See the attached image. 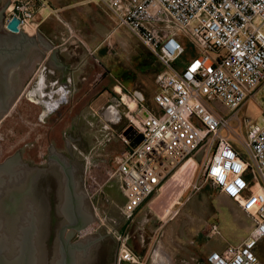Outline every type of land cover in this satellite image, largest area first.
<instances>
[{
    "label": "built area",
    "instance_id": "built-area-1",
    "mask_svg": "<svg viewBox=\"0 0 264 264\" xmlns=\"http://www.w3.org/2000/svg\"><path fill=\"white\" fill-rule=\"evenodd\" d=\"M99 1L119 27L150 50L160 69L152 104L123 94L122 82L115 86L125 112L121 114V106L111 102L122 119L106 120L105 128L129 149L115 157L116 168L104 184L91 175L92 194L117 178L128 218L144 207L156 213L155 203L165 185L193 158L192 192L209 184L252 221L249 235L240 244L211 251L206 264H264V115L260 121L241 117L253 94L264 90V0ZM45 8V0H11L5 29L14 34L37 33L45 20ZM14 21L18 22L16 29L11 26ZM187 44L193 49L190 58L185 57ZM102 76L95 77L94 83ZM124 119L120 131L110 126ZM129 127L143 136L135 148L125 135ZM200 152L203 156L197 161ZM173 194L169 202L174 201L165 203L158 214L163 224L156 240L163 238L164 226L190 199ZM210 233L219 236V225H211ZM121 258L142 264L126 243Z\"/></svg>",
    "mask_w": 264,
    "mask_h": 264
},
{
    "label": "rangeland",
    "instance_id": "rangeland-1",
    "mask_svg": "<svg viewBox=\"0 0 264 264\" xmlns=\"http://www.w3.org/2000/svg\"><path fill=\"white\" fill-rule=\"evenodd\" d=\"M49 4H52L51 0ZM112 18L108 20L110 26L115 28L118 24L116 19L115 22ZM110 41L112 46L107 44V47H102L97 56H108L110 66L115 69L114 74L118 79L116 83L122 82L124 86L123 94L128 93L131 99H141L142 96L145 102L152 104L157 90L155 79L160 63L150 50L124 27L118 28L109 38L108 43ZM182 41L186 43L184 39ZM186 47L185 57L190 58L193 49L188 44ZM106 74L103 73V78ZM19 84L17 87L20 88L21 83ZM115 95L117 94L114 92L112 97ZM71 103L69 101L66 105H61L62 108L52 110L49 114L50 118L43 124L38 121L40 108L28 101L27 97L22 96L14 111L0 120V163L20 151L22 160L29 166L48 168L51 165L49 171L41 176L40 185H36L39 186L38 197L43 210L45 261L50 262L55 259L58 253V233L65 223L60 211L65 175L57 166L58 162L50 159L52 153H59L72 162L71 164L78 171V183L80 181L77 192L86 194L89 205L96 208L93 226L88 231L103 236L109 234L110 238L107 239L112 242L115 249L120 240L122 244L125 242L127 247L140 257L141 262L148 260L147 264H185L186 261L189 264H206L208 247L211 244L225 248L229 244H240L249 235L251 219L233 200L209 184L198 193L192 192V187H189L193 181L192 174L187 184L177 187L180 189H169L167 193L164 192L159 196L155 203L156 213H150L147 208H143L138 214L128 218L123 211L125 198L122 188L117 190L115 187H109L114 179L107 182L97 194H92L91 175L96 174L98 181L104 184L108 179V173H112L116 168V156L107 155L103 151L105 144L101 145L100 136L104 134L102 131L105 125L95 118L92 124H87V120L82 116L79 117L75 113L76 110H72ZM223 111L225 112L224 109ZM120 112L121 114L125 112L123 105ZM31 113L34 115H30ZM241 113V117H251L260 121L264 115V90L254 93ZM125 123L124 119L120 124L111 123L110 126L113 130L120 131ZM106 130L111 133L109 129ZM236 143L244 153H247L241 140H237ZM202 156L200 152L195 159L200 161ZM171 192L174 193L173 197L183 195L185 199H190L181 207L179 215L164 226L163 238L156 240L157 230L163 224L159 215L163 211L161 209L164 208V204L167 205L169 202ZM169 193L171 194L168 195ZM42 199L46 201L43 202ZM173 201L174 199H170V202ZM213 224L219 225L221 231L219 236L210 233V226ZM122 229L126 235L129 234L127 242ZM145 244L148 253L142 259L139 254L142 255V246ZM157 250L163 252L161 263L153 261L154 252ZM122 262L136 264L123 259Z\"/></svg>",
    "mask_w": 264,
    "mask_h": 264
},
{
    "label": "crops",
    "instance_id": "crops-1",
    "mask_svg": "<svg viewBox=\"0 0 264 264\" xmlns=\"http://www.w3.org/2000/svg\"><path fill=\"white\" fill-rule=\"evenodd\" d=\"M45 1L48 4L50 2ZM51 2L48 8L42 10L45 20L38 32L44 35L52 47L38 43L39 51L21 79L20 88L17 87L18 99L4 117H8L14 111L24 96L40 108L38 121L43 124L50 118L52 110L62 108L61 105H66L69 101L72 102V110H76L75 113L79 117L87 120V124H92L94 118L104 125L108 123L106 120H112L117 116L122 119L121 112L118 113L110 106L118 80L114 74L115 69L110 66L108 56H97L98 51L102 47H107L109 38L120 28L110 26L108 18L113 17L115 21L114 16L99 0H51ZM37 33L28 34L33 36ZM105 72L106 76L99 77V81L94 83V78L97 79L99 74ZM102 132L104 134L100 139L101 145L105 144L103 146L105 154L119 156L129 149L106 128ZM112 173L109 172L108 175ZM109 187L120 190L119 179L114 178ZM142 210L143 208L137 214ZM122 230L127 242L129 234L126 235L124 229ZM208 248L209 253L223 249L222 246L220 248L212 244ZM155 258L157 263H161L163 252L157 250ZM185 264L189 263L185 261Z\"/></svg>",
    "mask_w": 264,
    "mask_h": 264
},
{
    "label": "water",
    "instance_id": "water-1",
    "mask_svg": "<svg viewBox=\"0 0 264 264\" xmlns=\"http://www.w3.org/2000/svg\"><path fill=\"white\" fill-rule=\"evenodd\" d=\"M17 24L18 22L14 21L11 24L12 28L16 29ZM38 43L52 47L41 32L33 36L26 32L10 33L7 36L0 35V104L3 117L18 99L17 85L32 65L39 51ZM141 100H143L142 96ZM125 135L131 141L133 148L143 141L142 134H137L133 127H129L125 131ZM50 159L57 162L69 161L59 153H52ZM30 167L22 160L20 151L0 163V205L3 202V197L8 196L10 190L21 189L26 180L27 183L31 182ZM66 179L65 176L63 200L60 205V211L65 216L66 222L58 233L59 254L57 253L53 261H45L42 206L38 197L35 199V203L24 197V203L30 204V208L33 212L37 210L38 215L27 212L28 214L24 215V219L20 222H15L12 218L5 219L0 215V264H41V261L42 264H54V262L55 264H79L78 255L84 253L89 246L98 241L96 239L97 236L102 235L100 233L94 234L93 239L85 242L71 241L76 232L90 230L94 219L91 222H86L84 217L85 195L77 192L78 182L74 178L73 181L70 178L68 181ZM31 185H33L32 182ZM6 230H11L12 233ZM103 237L107 238V236ZM38 246L42 248L41 252H39ZM94 259V256H91L89 261Z\"/></svg>",
    "mask_w": 264,
    "mask_h": 264
},
{
    "label": "flooded vegetation",
    "instance_id": "flooded-vegetation-1",
    "mask_svg": "<svg viewBox=\"0 0 264 264\" xmlns=\"http://www.w3.org/2000/svg\"><path fill=\"white\" fill-rule=\"evenodd\" d=\"M10 1L11 0H0V35L1 36H7L10 33L5 29L4 26V22H5V18L7 15V11L8 8L10 6ZM112 102L115 105H120L121 106V101L119 99V97L117 95L113 96V100ZM1 104H0V120H2V109H1ZM60 159V158H59ZM59 162V161H58ZM69 162V161H68ZM66 162L65 160H61V162H59L57 164V166L59 167V169L61 170V172H63V174L67 177L66 181H68L70 178L73 181V178L77 181V177H78V171L74 168L73 164H70ZM51 165L48 166V168H42V167H34L31 166V172L32 175L30 178V181L32 182L33 185H31L30 183H27L25 181V183L22 185L21 189H12L8 192V196L3 197V202L0 205V215L3 216L5 219L8 218H12L14 219V221L16 222H20L24 219V215H27V212H33L32 208H30V204H26L24 203V197L27 199H30L33 203H35V199L38 197L39 195V186L35 185H40V180H41V176L49 171V169ZM78 182V181H77ZM73 183V182H72ZM80 183V181H79ZM78 183V184H79ZM64 191V190H63ZM64 194V192H63ZM85 195V204H84V217L86 222H91L93 219H95V210L96 208H92L89 205V201L87 200V196ZM39 198V197H38ZM43 202H45L46 200H43ZM34 206V204H32ZM35 208V207H34ZM36 209V208H35ZM34 214L38 215V211L34 210L33 212ZM62 218L64 220V222H66V218L65 216L62 214ZM12 233L11 230H6ZM14 231V229H13ZM14 233V232H13ZM93 233L90 231H84V232H76L73 236V238L71 239L72 242H76V241H88L90 239H93ZM109 235V234H108ZM107 235V237H109ZM110 238V237H109ZM121 239V238H120ZM74 240V241H73ZM98 240L95 244H92L91 246H89L87 248L86 251H84V253H80L78 255V263L79 264H91V262H93V264H123L122 262V258L120 255V251H121V245H122V241L120 240V243H118L117 248L115 249V247L112 245V242L109 241L107 238H104L102 235L101 236H97ZM59 243V241H58ZM39 247V246H38ZM143 250H142V255L139 254L142 259L145 258V255H147L148 253V247L147 245H143ZM58 248V254H59V249L60 246L59 244L57 245ZM39 252H41L42 248H38ZM91 256H94L95 261L92 260L91 262L89 261V258H91ZM59 258V257H58ZM57 258V259H58ZM41 260V259H40ZM147 261H142V264H147ZM42 264V261H41ZM55 264V262H54Z\"/></svg>",
    "mask_w": 264,
    "mask_h": 264
},
{
    "label": "bare ground",
    "instance_id": "bare-ground-1",
    "mask_svg": "<svg viewBox=\"0 0 264 264\" xmlns=\"http://www.w3.org/2000/svg\"><path fill=\"white\" fill-rule=\"evenodd\" d=\"M129 104L131 105V107L134 106L132 102H129ZM195 164L196 162L192 158L182 168H180L178 172L174 175V177L165 185L164 192L167 193L169 189L175 190L181 184H187L190 181V175L192 174ZM177 189H180V188H177Z\"/></svg>",
    "mask_w": 264,
    "mask_h": 264
}]
</instances>
